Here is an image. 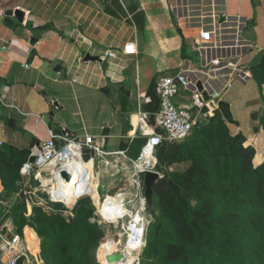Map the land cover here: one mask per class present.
Wrapping results in <instances>:
<instances>
[{"label":"crops","instance_id":"1","mask_svg":"<svg viewBox=\"0 0 264 264\" xmlns=\"http://www.w3.org/2000/svg\"><path fill=\"white\" fill-rule=\"evenodd\" d=\"M219 10L247 21L248 71L221 96L246 123L259 99L264 114L250 73L264 55V0H224ZM195 37L175 20L171 0H0V146L28 150L47 142L49 131L65 132L80 142L92 136L104 151L128 157L137 138L132 117L142 112L151 82L190 62L185 44ZM127 45L135 54H122ZM108 50L116 57H106ZM14 233L10 219L0 225V235ZM38 254L39 240L31 261ZM7 258L0 243V264Z\"/></svg>","mask_w":264,"mask_h":264},{"label":"trees","instance_id":"2","mask_svg":"<svg viewBox=\"0 0 264 264\" xmlns=\"http://www.w3.org/2000/svg\"><path fill=\"white\" fill-rule=\"evenodd\" d=\"M250 73L264 102V55ZM156 81L151 82L142 106L150 126H155L159 109ZM260 108L259 99V107L249 111L246 123H240L229 102L221 100L212 117L197 124L184 141L163 142L156 148V171L163 177L152 188L148 213L153 221L140 264H264V114L259 115ZM229 126L235 129L230 131ZM130 129L126 121L125 131ZM144 144L145 139H134L127 146L128 157L137 158ZM30 149L0 146V225L11 219L21 237L33 231L43 264H100L97 251L107 231L106 225L91 222L97 217L90 198L78 200L71 210L49 202L45 210L24 194L20 169Z\"/></svg>","mask_w":264,"mask_h":264},{"label":"built area","instance_id":"3","mask_svg":"<svg viewBox=\"0 0 264 264\" xmlns=\"http://www.w3.org/2000/svg\"><path fill=\"white\" fill-rule=\"evenodd\" d=\"M223 2L224 0H171V12L175 20L196 32L192 47L199 54L200 63L195 67L187 62L175 74L157 79L156 92L159 98V109L154 115L155 126L148 124L147 114L139 112L137 115L136 137L145 139V144L137 158L130 159L125 152H106L92 136H85L80 142L72 139L65 132L56 134L49 131L50 138L47 142L30 149L29 157H36L35 162L30 164L28 157L20 169L24 187L31 178L33 181H39L40 187L34 192H28L36 198H38L37 192L45 188L41 180L44 174L50 179V184L44 189L50 203H61L71 210L78 200L85 197L90 198L96 209L95 216L97 217L91 219L92 223L97 222L99 225H108L117 229L125 218H130L126 242H141L138 245L139 256L135 264H140V257L146 247L147 228L150 225V221L146 218L148 216H144L147 206L141 177L149 171L156 172L159 179L163 177L156 171V148L163 142L180 143L184 141L197 124L206 121L208 115L204 109L207 106H214L216 109L221 96L231 89L232 84L238 81L241 74L248 71V67L244 64V57L252 49V45L243 38V30L247 21L241 16H229L224 11H220ZM122 54H135L134 46H125ZM105 56L115 58L116 53L108 50ZM203 93L207 94L208 100L204 99ZM86 155L88 159H85ZM96 162L105 171H112L111 176L115 180L121 177L119 181L127 183V192L123 193V190H118L114 196H111V198L119 196L118 201H107V196L103 200L100 199L98 173L94 172ZM80 164L82 166L92 165L93 184L97 182L95 191L99 198L98 205H95L90 194L86 195L88 193L78 197L73 206L67 205L62 200L64 187L67 184L61 178L60 171L64 169L73 173L75 175L73 185L78 186L83 179V173L74 171L79 170ZM46 166L49 168L45 171ZM60 179L63 181L62 184ZM50 188L55 191L56 196L49 193ZM139 217L142 218L140 236L133 223ZM139 224L140 221H138ZM24 241L16 233L9 237L0 235L2 251L8 255L4 264H18L21 259H23L22 264L33 263L29 257L27 243L25 244ZM36 260L38 264H43L39 256Z\"/></svg>","mask_w":264,"mask_h":264},{"label":"rangeland","instance_id":"4","mask_svg":"<svg viewBox=\"0 0 264 264\" xmlns=\"http://www.w3.org/2000/svg\"><path fill=\"white\" fill-rule=\"evenodd\" d=\"M185 53H186L185 55L187 56V61H190L191 64L193 66H195V67L199 65V63H200L199 54H197L194 51V49L190 45V43L185 44ZM246 87H248V85ZM240 100H242V99L240 98ZM206 108H208V111H204V112L207 113V115H208L207 119H208L209 117H212V111L215 108H214V106H210V107L207 106ZM229 129H230V131H233L235 128L232 127V126H229ZM135 150H138V149H135ZM130 158L133 159L134 157L130 155ZM95 165H96V167L94 169V172L98 173V178H99L98 179V194H99L100 199L103 200L105 198V196H107V201H108L109 195L114 196L118 192V190H123L122 191L123 193L128 191L127 183L119 181L121 179V177H119L117 180H115V178H113L111 176L112 171H105L102 166L100 167L97 164V162L95 163ZM78 172L85 173L84 174L85 178L81 181V184L78 187L77 198H78L80 192L83 190L85 193H88L86 195L90 194L92 196V199H93L95 205H96V201H97V205H98L99 204V202H98L99 198H98L97 193L95 191V188L97 186V182L95 184H93V180H94V179H92V177H93L92 173L93 172H91V176L89 177L90 173L88 174L87 170H84L82 165L79 168ZM101 172H103V173H101ZM43 176L46 177L45 174ZM96 180L97 179H95V181ZM23 185H24V183H23ZM27 185H28V188L31 190V192H34L36 190V185H35V183H34L32 178L27 182ZM45 188H47V187H45ZM45 188H41L37 192L36 196L38 198H36V197H34L33 195H30V194H27L26 196L30 199V201L33 198L32 201L36 205L41 206L45 210H47L46 207H47V203H49V197L46 194V192H44ZM31 207H32V204L30 203L28 208L30 209ZM148 209L149 208H147L146 213H144V216H148L149 218L148 217H146V218L151 223L153 221V219H152L151 215H149ZM130 221H131L130 218H128V217L125 218L121 222V224L118 225L117 229L113 228L112 226L106 225L107 233H106L105 238L100 243L99 248H100L102 243H104V244H103V246L101 248H103L106 244H108L109 240L117 239L119 234L122 235V241H123V243H125L127 241V233H129L127 228L129 227L128 223ZM12 226L14 227L13 223H12ZM6 235L9 236V234H6ZM25 242H27V247H28L29 251L31 253H33V254H36L37 251H38V239L36 238V236L33 234V232L31 230H27L26 231V241H24V243ZM99 248H98V251H97V260H98V262L100 264H104L103 262L100 261V258H99V251L101 249V248L100 249ZM30 260H32V259H30ZM140 261H141V257H140ZM31 262H33L32 264H38L37 260H33Z\"/></svg>","mask_w":264,"mask_h":264},{"label":"bare ground","instance_id":"5","mask_svg":"<svg viewBox=\"0 0 264 264\" xmlns=\"http://www.w3.org/2000/svg\"><path fill=\"white\" fill-rule=\"evenodd\" d=\"M132 124L134 126L137 125V115H133V117H132ZM48 168H49V166H46L45 167V171ZM83 169L84 170H87V173L88 174L90 173L89 174V177H90L91 176V172H93L92 165L91 164H86V166H83ZM74 172L75 173H80V172H78L76 170ZM101 173H103V172H101ZM84 178H85V175L83 173V179ZM41 180H42V186L43 187H47L50 184V179H48L46 177H43ZM60 183L61 184L63 183V181H61V179H60ZM73 184H74V182H72L69 185V187L68 186L64 187V192H63V197H62V200L64 202H66L67 205H69V206H73L74 203H75V201L77 200V190H78V187H79V185L81 183H79L78 186H75ZM48 191H49V193H53L56 196V193H54L55 191L53 189L50 188V189H48ZM111 196L112 195H109L108 201H114V200L115 201H118L119 200V196L112 197V198H111ZM138 221H140V224L139 225H138ZM141 221H142V218L141 217H139L137 220H134L133 221V223L137 227L139 236L141 235V232H142V223H141ZM116 224H117V222L115 221V225ZM136 239L138 240V238H136ZM140 243L141 242H131V241L130 242L123 243V241H122V235L119 234L117 239H115V240H109L108 245L106 247L102 248L99 251L100 261L105 264V260H106V258L109 255H113L115 253H121V252H123V254H124V260H122L118 264H135L136 261H137V258L139 256V252H138L139 246L138 245Z\"/></svg>","mask_w":264,"mask_h":264},{"label":"water","instance_id":"6","mask_svg":"<svg viewBox=\"0 0 264 264\" xmlns=\"http://www.w3.org/2000/svg\"><path fill=\"white\" fill-rule=\"evenodd\" d=\"M20 20H22V15L20 17ZM85 61L100 62V59L97 57H90L89 55H86ZM54 66H55V64L53 65V67ZM198 88H199V90L201 89L200 84L198 85ZM203 97L205 100H208V96L206 93H203ZM105 131L107 132V129L104 130V132H103L104 136L107 134ZM36 146H39V144ZM35 160H36V157L31 156V157H29L28 162L30 164H33L35 162ZM60 176L64 180V182L67 184L68 187L75 180V175L68 170H64V169L61 170ZM158 179H159V175L156 172L149 171V172H146L143 176L144 199H145V203H146L147 208H150L152 206V202H153V190H152V188ZM34 183H35L37 188L40 187V183L38 180H35ZM122 260H124V254H122V253L113 254V255H109L106 258L105 264H118Z\"/></svg>","mask_w":264,"mask_h":264}]
</instances>
